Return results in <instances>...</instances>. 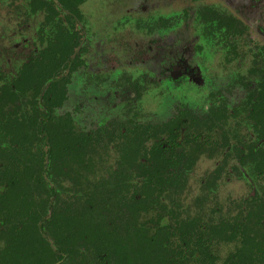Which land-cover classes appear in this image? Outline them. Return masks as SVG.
I'll return each mask as SVG.
<instances>
[{
  "label": "trees",
  "instance_id": "trees-1",
  "mask_svg": "<svg viewBox=\"0 0 264 264\" xmlns=\"http://www.w3.org/2000/svg\"><path fill=\"white\" fill-rule=\"evenodd\" d=\"M71 40L74 49L77 33ZM48 49L0 94V264H264L259 193L206 222L183 202L205 152L221 162L207 190L230 160L240 175L250 166L264 179V111L248 115L251 144L247 136L231 143L226 106L201 116L179 107L162 123L112 121L86 132L71 114H56L68 93Z\"/></svg>",
  "mask_w": 264,
  "mask_h": 264
},
{
  "label": "flooded vegetation",
  "instance_id": "flooded-vegetation-1",
  "mask_svg": "<svg viewBox=\"0 0 264 264\" xmlns=\"http://www.w3.org/2000/svg\"><path fill=\"white\" fill-rule=\"evenodd\" d=\"M149 1L146 0L134 10H128V14L125 13L117 22L123 31L115 33L117 37L112 38L102 36L100 31L92 32L86 12L88 0H0V3L22 2L25 5V10H17V16L13 13L15 17L7 23L9 25L16 20L25 31L22 32L24 38L17 41L12 28L7 36L8 43L2 47L4 51L1 53L6 55L3 62L8 69L0 70L4 74L0 76V94L5 87L14 89L13 83L19 79L23 67L38 60L47 48L53 62L61 64L56 73L66 79L67 93L92 100L95 104L107 103L111 99L112 90L105 89L112 86L115 80L116 86L121 65L129 66L121 61L119 53L133 54V59L137 60L133 65L142 69V77L136 80L129 79V76L123 77V83L115 89L113 96L119 100V106L126 105L123 100H139L148 85L153 83L163 85L186 81L200 89L206 87L208 79L204 67L215 64L214 57L218 52L223 53L226 66L238 63L246 68L250 58L255 56L257 68L252 71L253 76L241 75L239 91L234 90L227 97L229 107L234 106L233 109L227 107L229 111H238L243 125L253 131L254 123L248 115L254 110L259 115L264 111V0H248L246 4L239 0H181L176 5L177 11H173L175 6L170 11L166 10L168 2L164 11L158 7L150 10L147 5ZM42 14L45 19L39 26ZM62 28L64 34L60 32ZM114 30L118 32V28ZM75 33L79 37V44L72 49L71 36ZM138 33L145 35L144 43H129L120 38L126 34L128 39L133 35L141 37ZM257 39L259 43L262 42L261 46L256 45ZM239 43L246 45V49L240 50ZM88 44L92 46L91 49ZM15 55L24 61L20 69L12 65L19 60ZM52 70L54 72V68ZM102 72L108 75L105 77ZM219 78L216 76L210 80ZM115 107L112 109H117ZM135 107L129 106L128 113L134 112ZM179 107L184 106H178L174 115ZM59 109H56V114ZM6 110L13 111V107L8 106ZM0 114L7 117L4 113ZM67 114L70 113L63 115ZM129 119L132 118L128 117L126 121ZM47 145L51 147L49 143ZM46 179H50V185L58 191L51 178L47 176Z\"/></svg>",
  "mask_w": 264,
  "mask_h": 264
},
{
  "label": "rangeland",
  "instance_id": "rangeland-1",
  "mask_svg": "<svg viewBox=\"0 0 264 264\" xmlns=\"http://www.w3.org/2000/svg\"><path fill=\"white\" fill-rule=\"evenodd\" d=\"M145 1L146 0H88L89 5L86 7L88 25H91L93 28L92 32L97 33L100 31L102 36L116 38L117 35L115 33L118 34L123 31V27H121V25L117 26V22L122 19L123 15L127 13L128 10L136 9L137 6L146 3ZM247 1L248 0H239L242 4H246ZM167 2L168 5L166 6V10L170 11L172 6H175L173 11H177L176 5H179L181 0H150L147 5L150 10L158 7L161 8L160 11H164ZM17 10H25V5L22 4V2L16 4L0 3L1 71L8 69L6 63L3 62L6 60V55L3 56L1 52L4 51V48L2 47L6 46L8 43L7 36L11 33V29H14V38L17 41L20 38H24L22 32H24L25 29L22 27L21 23H17V21L14 20L7 25L9 19L15 17V12ZM13 13L15 15H12ZM43 19H45V16L42 14L39 18V26H41ZM18 21L20 20L18 19ZM115 28H118V32L114 30ZM4 31H6L7 34L4 33ZM139 35H141V37L137 38L133 35V37L128 39L129 36L126 34L125 36H120V38L129 43H134L135 41L140 44L144 43L145 35ZM90 43L92 44V41ZM256 43L257 46L259 44L260 46L262 45V42L259 43V39H257ZM239 46L240 50L246 49V45L239 43ZM91 48L92 46L89 47V49ZM129 55L130 54L119 53L121 61H125L129 66L123 64L118 69L119 73L117 79L119 81L116 86L115 80L112 86H109L108 84L109 87H105V90H112L111 99H109L107 103L102 102L95 104L92 100L89 101L73 94H68V100L64 103L62 108L57 111V115L70 113L80 130L94 132L101 126L108 125L113 120L126 121L128 117L146 123H162L169 120L174 115L176 108L180 105L189 107L193 111L196 110L195 113L199 115L200 113L204 115L211 108L218 106H226L233 109L234 106L229 107L230 101L227 97L231 95L234 90L239 91V86L242 82L241 75L250 74L249 77H251L253 76L251 75L252 71L257 68L255 56L250 58L246 68L245 66L243 67V65H238V63L233 64L232 66H226L223 53L218 52L214 57L215 64H209L207 67H204L206 72L205 76L208 79L206 87L200 89L186 83V81L163 85H156L153 83L148 85L150 89L147 87L145 93H142L139 100H123V104L126 103V105L119 106V100L114 99L113 96L115 89L123 83L121 82L123 77L129 76V79L131 80H136L142 77V69L137 65H133L137 60L133 59V54ZM15 56L19 60L12 65L15 66L16 69H20L24 61L17 55ZM9 59L10 58L7 60ZM241 70L243 71L241 72ZM1 71L0 76L4 75L1 74ZM103 74L105 77L108 75V73L105 72H102V75ZM216 76H219L220 78L216 81L210 80ZM131 105H135L136 107L135 111L129 114L127 108ZM115 106H117V109H112V107L116 108ZM241 119V115H232L231 113L229 116V124L227 123L228 127L226 130H231L232 133H236L237 136L231 143L235 140H241L242 136H247L245 142L251 144V142L254 141V139L249 136L252 130H248V128L243 125L244 123L241 122ZM238 130L240 131L238 132ZM229 137V140H231L232 134ZM112 151L116 153V151L112 149L109 152V156H117V154ZM219 160L218 155L212 154V152H205L203 156L198 159L190 176V186L189 192L187 193V199L183 201L191 212L190 214L193 216H202V221L205 222L210 221L212 218L219 219L221 215H229L230 213L237 211L240 205H243L257 193H259L261 198H264V179H260L250 166L245 168V171L240 175L234 169V165L237 162L231 160L224 171L222 179L214 186V189L207 190L205 187L207 184L205 178H208L209 174L216 169ZM111 161L114 162V160ZM203 199H206L207 204L202 206L201 202H203ZM217 202H219L223 208L222 212L216 210L217 206L215 207V204ZM214 210L217 213H214ZM227 252L228 250L224 249L222 255L225 256Z\"/></svg>",
  "mask_w": 264,
  "mask_h": 264
},
{
  "label": "water",
  "instance_id": "water-1",
  "mask_svg": "<svg viewBox=\"0 0 264 264\" xmlns=\"http://www.w3.org/2000/svg\"><path fill=\"white\" fill-rule=\"evenodd\" d=\"M49 163V162H48ZM48 181H50V180H48Z\"/></svg>",
  "mask_w": 264,
  "mask_h": 264
}]
</instances>
